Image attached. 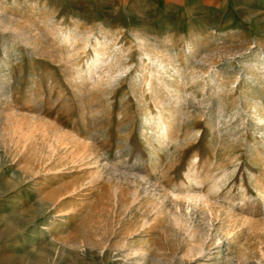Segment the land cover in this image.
<instances>
[{
	"label": "rangeland",
	"instance_id": "obj_1",
	"mask_svg": "<svg viewBox=\"0 0 264 264\" xmlns=\"http://www.w3.org/2000/svg\"><path fill=\"white\" fill-rule=\"evenodd\" d=\"M3 35L0 264H132L131 247L142 264H206L219 247L218 264H264L259 143L214 121L219 99L264 114V0H0L1 58ZM156 67L185 91L164 141ZM42 126L79 138L76 153L47 152Z\"/></svg>",
	"mask_w": 264,
	"mask_h": 264
},
{
	"label": "bare ground",
	"instance_id": "obj_2",
	"mask_svg": "<svg viewBox=\"0 0 264 264\" xmlns=\"http://www.w3.org/2000/svg\"><path fill=\"white\" fill-rule=\"evenodd\" d=\"M5 21L1 22V26H5L7 24ZM66 32L67 31H64V32L62 31L61 35L62 34H66ZM13 33L14 34L16 33L19 36V37H17L18 39L24 37L18 31L13 32ZM3 36L4 37H3V40H2V43H1V45H3V48H2L3 57L2 58L0 57L1 58V65H0V90L3 89V87L5 86V82L9 78L8 73H9L10 68H11L10 67V60H9V56H8V48H9L10 43H11L12 40L10 41L8 39V37H5V35H3ZM95 37L97 39L99 38L97 35ZM135 37L138 38V34H136ZM15 42H19V41H15ZM100 55H102V48H99V46H97L96 49H95V57H99ZM170 68L172 69V71L174 73H176L178 76H180L181 72L177 69V67H172L171 66ZM262 68H264V65H262ZM153 69H154L153 70L154 73L152 71L151 72L154 75L151 74L152 75L151 77L154 78V82L151 81L152 83L147 84V87H146L148 92L150 91V93H151L150 95H152V100H154L155 107H156V113L153 114V115H155V118L152 119L153 121L151 122V125L153 127V132L155 133L156 136L159 137L158 139L159 140H163V139H168L172 135L173 131L175 130V126L177 125L178 122H180V117L182 115L180 108H181V106L183 104V101H184V97L183 96L185 95V91L180 86H178L176 82H172V81L169 80V73L167 71V68L160 67V69H158L156 67V68H153ZM247 74L251 75L250 72H248ZM110 75H111V73H110ZM253 82L255 84V81H253ZM257 89L260 90L259 87H257ZM199 90L201 92V97L200 98L203 99V97H204V89H203V87L201 89H199ZM193 95H194V93H190V96H193ZM194 98L196 99L197 97H193V101H194ZM216 103H217V112H218V114H217V116H215V120H214L216 127L217 128H220V127L224 128V126L227 123L229 124V122H230V123H232L231 125H233V130L235 131V135H238V137H240V139L245 136L244 135L245 128L249 127V129H251L250 135L255 139V141L257 140L258 143H259L258 146L254 145L252 143H249V149H248L249 150V154H251V155H259V161L262 164H264V114H262L263 112L261 113L259 111L258 107L256 106L257 104L252 103L253 105H250V104H247L246 102H244L243 106L240 107V106L236 105V107H233L231 110L227 111L228 108L224 109L222 107V104L224 105V103H222V101L220 99ZM203 104H204V102H203ZM229 107H231V106H229ZM213 114H214V112H213ZM208 120L212 121V118L210 117ZM12 122L10 123V125H12V127L14 126L16 128V126ZM13 130H14V128H13ZM231 131H232V129H231ZM63 132L61 131L60 127L58 128L56 126L51 128V129H48V128H46L44 126L42 129L39 130V134H40L39 137H40L41 141H43V143L46 144L47 152H52L53 153L56 150L57 146H61V145L62 146L64 145L63 150H64L65 154L72 155L75 151H77V147L80 144L79 143V138H71L70 134H67V133L63 134ZM24 133H25L24 135H26V137H27V139L25 138L26 139L25 142H27V140L30 139L31 136H32L33 140H35V141L38 139V136L36 137L33 134L29 136L30 132L28 133L27 131H25ZM70 141H71V143H70L71 145L67 146V144ZM84 144H85V142H84ZM86 145H88V144L86 143ZM82 147H83V145H82ZM86 148H88V147H86ZM47 152H45V153H47ZM153 154L154 153L152 152V155ZM89 156H91V155H89ZM83 157H84L83 155H79V159L83 158ZM156 157H157V155H156ZM85 158H86V156H85ZM76 160L71 158L72 162H74ZM96 166H98L101 169L103 167L102 164L101 165L98 164ZM191 166H192V164L188 163V169H190ZM98 167H97V170H98ZM101 171L103 172V170H101ZM98 175L99 174H97V176ZM147 193H148V191H147ZM262 195L264 196V189H263ZM185 198L186 199H191L192 197L191 196L190 197L186 196ZM194 199H196V198H194ZM152 208H154V207H152ZM155 209L156 208H154L153 212L155 211ZM154 213H156V212H154ZM173 220H174V222L176 224H183L184 223L183 218L180 217V216H174ZM146 222L147 221L143 220L141 226L145 225ZM216 240L219 241V238H216ZM219 243L220 242H218L217 244L219 245ZM220 251H221V248L219 247L213 253H208L207 256L211 257L210 258L211 261L209 263H206V264H218V262L220 260L219 256L221 255ZM126 253H127L126 254V258L127 259H131V260L134 261L132 264H142L144 259H145V251H142L141 249H137V248L131 247L129 249V251L126 252ZM215 253H217V254L215 255Z\"/></svg>",
	"mask_w": 264,
	"mask_h": 264
},
{
	"label": "crops",
	"instance_id": "obj_3",
	"mask_svg": "<svg viewBox=\"0 0 264 264\" xmlns=\"http://www.w3.org/2000/svg\"><path fill=\"white\" fill-rule=\"evenodd\" d=\"M152 5H163L171 0H149Z\"/></svg>",
	"mask_w": 264,
	"mask_h": 264
}]
</instances>
